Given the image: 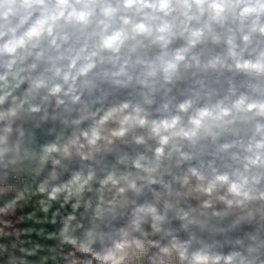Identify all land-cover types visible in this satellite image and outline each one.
Here are the masks:
<instances>
[{
    "label": "clouds",
    "instance_id": "1",
    "mask_svg": "<svg viewBox=\"0 0 264 264\" xmlns=\"http://www.w3.org/2000/svg\"><path fill=\"white\" fill-rule=\"evenodd\" d=\"M0 264H264V0H0Z\"/></svg>",
    "mask_w": 264,
    "mask_h": 264
}]
</instances>
